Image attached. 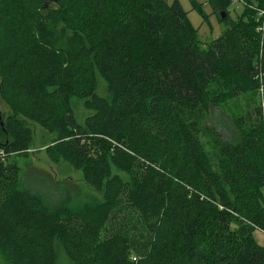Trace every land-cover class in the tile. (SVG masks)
<instances>
[{
  "label": "trees",
  "instance_id": "1",
  "mask_svg": "<svg viewBox=\"0 0 264 264\" xmlns=\"http://www.w3.org/2000/svg\"><path fill=\"white\" fill-rule=\"evenodd\" d=\"M44 1L0 0L10 264H264L253 237L264 233V0H238L236 19L232 0H206L226 29L204 50L177 0ZM257 90L261 108L231 120L236 136L224 140L212 107ZM71 98L93 112L82 124ZM27 122L55 134L48 160L80 171L101 204L73 209V186L36 171L18 183Z\"/></svg>",
  "mask_w": 264,
  "mask_h": 264
},
{
  "label": "rangeland",
  "instance_id": "2",
  "mask_svg": "<svg viewBox=\"0 0 264 264\" xmlns=\"http://www.w3.org/2000/svg\"><path fill=\"white\" fill-rule=\"evenodd\" d=\"M172 3L174 0H167ZM182 10L186 13L187 18L191 26L197 31L196 35L200 41V48L206 49L207 45L218 39L226 26L224 23L218 21L217 16L212 12L210 5L206 3V0H177ZM193 1L197 5H201V10L206 18H203L201 13L194 8ZM229 15L232 19H236L237 15L241 14L242 7L239 5L229 6ZM57 44L63 45V35L58 29L57 32ZM96 94L103 98H108L109 93L107 85L104 80L99 76H96ZM70 107L74 114L75 120L78 124H82L87 116L92 115L93 112L84 108L83 101L75 98L70 99ZM262 95L260 90L256 92L248 93L244 96L234 97L231 100L223 103L220 106L212 107L211 121L216 128L217 132L222 136L224 140L230 141L231 138L236 136V130L232 126L231 120H236L246 113L254 112L255 109L261 108ZM1 109L8 114V110L5 104L0 101ZM27 126L32 131V143L24 156L23 154H17L14 156L17 174L16 180L22 184L26 179L28 173H41L47 174L57 182H69L74 189L75 196L73 200V209L79 211L84 210L96 204L102 203V195L95 192L91 187L86 185L83 181L80 171L74 170L67 163L61 161L57 164L51 163L46 154L45 148L55 137V134L47 132L41 127L27 122ZM32 170V171H30ZM124 181H128L129 177L123 172L114 170ZM253 237L255 241L262 247H264V233L255 230L253 231ZM0 264H10V260L0 247Z\"/></svg>",
  "mask_w": 264,
  "mask_h": 264
},
{
  "label": "built area",
  "instance_id": "3",
  "mask_svg": "<svg viewBox=\"0 0 264 264\" xmlns=\"http://www.w3.org/2000/svg\"><path fill=\"white\" fill-rule=\"evenodd\" d=\"M239 4L238 0H232L231 5L232 6H237ZM259 17V26L257 27V31L262 35L264 31V6L261 11L258 13ZM264 107V105H263Z\"/></svg>",
  "mask_w": 264,
  "mask_h": 264
},
{
  "label": "water",
  "instance_id": "4",
  "mask_svg": "<svg viewBox=\"0 0 264 264\" xmlns=\"http://www.w3.org/2000/svg\"><path fill=\"white\" fill-rule=\"evenodd\" d=\"M55 2H57V0H45L43 7L47 8L51 3H55ZM224 17H225V13H220V18L223 19ZM0 126L2 130H4L5 132L1 106H0ZM4 134L5 136H7L6 132Z\"/></svg>",
  "mask_w": 264,
  "mask_h": 264
}]
</instances>
